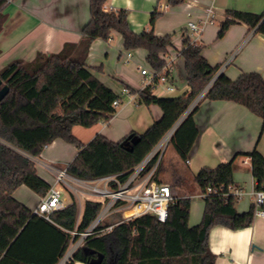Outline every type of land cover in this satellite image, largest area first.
Masks as SVG:
<instances>
[{"label": "trees", "instance_id": "16d2710c", "mask_svg": "<svg viewBox=\"0 0 264 264\" xmlns=\"http://www.w3.org/2000/svg\"><path fill=\"white\" fill-rule=\"evenodd\" d=\"M184 1L167 3L175 6ZM106 2L90 0L91 18L79 43H66L57 53L39 52L32 61L13 60L0 70V79L9 87L0 101V264H57L69 246L68 230L75 228L78 218L76 198L48 221L13 196L21 185L41 197L46 195L51 184L38 174L34 158L47 145L60 138L78 149L67 165V172L73 176L94 179L122 174L125 179L216 76L218 67H212L202 56V46L186 37L180 56L185 60L189 92L158 97L153 94V85L137 93L132 91L137 94V104L160 106L162 117L142 135L131 132L116 142L99 133L88 143L82 142L72 128L110 120L117 112L114 101L121 98L86 64L91 43L95 39L109 41L112 32L117 31L123 37L125 49L147 51L146 61L155 70L163 68L165 60L161 56L174 47L173 34L157 36L154 32L159 12L152 13L148 30L137 33L131 27L128 11H105ZM5 3L6 0H0V9ZM4 19L0 13V31ZM236 23H245L249 31L264 34V12L229 9L218 37ZM204 99L244 105L263 119V133L264 77L260 72H245L234 80L222 72L209 86ZM198 108L199 105L181 121L170 139L183 161L199 134L194 118ZM237 155L250 157L256 188L264 190V154L254 148ZM233 167L234 158L214 168L204 167L195 176L201 192L208 187L217 190L204 197V213L198 224H189L191 197H175L166 221L147 213L120 222L109 233L91 237L88 249L78 251L74 260L84 264H216L209 243L211 228H244L253 223L257 208L264 211V203L259 207L253 203L248 211L239 213L235 207L237 198L223 195L234 185ZM101 207L98 201H85L79 230L91 224Z\"/></svg>", "mask_w": 264, "mask_h": 264}, {"label": "crops", "instance_id": "0c3cea01", "mask_svg": "<svg viewBox=\"0 0 264 264\" xmlns=\"http://www.w3.org/2000/svg\"><path fill=\"white\" fill-rule=\"evenodd\" d=\"M104 7L108 12L126 9L131 27L137 33L148 30L152 13L159 12L154 25L155 34H173L174 47L161 56L174 60L172 79L154 86L153 94L158 97H177L190 90L185 60L180 56L186 37L202 46V56L212 67L220 69L225 65L221 73L230 79L234 80L245 72H260L264 77V34L249 31L245 23H236L224 36L218 37L227 10L260 14L264 12V0H185L175 6L169 5L167 0H107ZM209 8L213 9L214 17L210 21H201L200 36L195 38L187 33L188 20H203ZM0 13L5 18L0 31V70L13 60L32 61L39 52L57 53L66 43H79L82 30L91 18L90 0H6ZM215 21H219L218 24H214ZM124 50L127 51L123 37L117 31L112 32L109 41L95 39L90 45L86 64L121 98L117 112L110 120L100 121L91 127L76 125L72 128L73 134L84 143L99 133L116 142L131 132L142 135L163 115L157 104H137V94L132 93L144 88L140 67L152 68L146 61L147 51L143 48L129 49L131 60L134 58L135 62L134 66H127L121 59H124ZM169 85L174 89L168 90ZM123 88H127L129 93L122 95ZM198 105L194 118L199 134L187 158L189 163L183 161L173 147L176 153L167 159L164 156L160 166L171 171L170 181L158 179L170 185L175 197H191L190 226L198 224L204 213L205 201L195 182V176L202 168H214L234 158L233 187L244 192L237 198L235 207L239 213H244L254 203L252 193L257 189V181L250 157L237 153L257 148L264 154L261 117L244 105L229 100L212 101L203 97ZM77 153L78 149L73 144L60 138L54 140L39 157L34 158L38 174L51 184L54 181L52 168H67ZM13 196L32 211L41 199L26 185H21ZM209 243L216 255V264H264V215L256 213L253 223L240 229L213 226ZM72 264L84 262L74 260Z\"/></svg>", "mask_w": 264, "mask_h": 264}, {"label": "built area", "instance_id": "2783aa9c", "mask_svg": "<svg viewBox=\"0 0 264 264\" xmlns=\"http://www.w3.org/2000/svg\"><path fill=\"white\" fill-rule=\"evenodd\" d=\"M108 10L107 7H104ZM213 9L209 8L205 12L203 20L189 19L186 25V32L195 38L200 36L202 26L201 21H210L213 17ZM194 43L193 41H191ZM132 59L131 52L124 53V60ZM165 65L161 70H155L149 67H140L141 74L144 76L143 87L149 85H161L171 81V73L174 69L173 58L163 56ZM218 68L216 76L192 102L186 112L182 115L179 121L170 129L153 150L128 174L125 179H122V174H110L94 179H82L71 175L67 172V168L53 167L54 181L45 196L41 197L33 213L44 217L48 221H52V214L66 208L72 198L85 196V198L98 201L102 204L96 218L84 230H79L78 225L81 220V215H78L76 226L73 230H68L71 235V240L67 250L65 251L58 264H72L75 254L87 246V242L91 237L103 236L119 224L120 222L133 219L135 217L151 213L158 220L164 222L168 217V209L170 203L175 196L170 185L159 182L156 175L163 161L165 150L170 142V139L181 121L193 111L205 96L207 89L221 73L223 68ZM168 90H173V85H169ZM127 88H123L121 94H128ZM119 99L114 101L116 107L119 106ZM189 163V159H186ZM67 191L71 197V202H67L63 192ZM217 190L211 187L207 191L201 192L200 196L205 197ZM244 194L242 189L230 187L223 195H233L235 198H240ZM254 203L259 207L264 203V190L256 189L253 193ZM256 213L264 215V211L257 208ZM119 217L118 221L111 222V218Z\"/></svg>", "mask_w": 264, "mask_h": 264}, {"label": "rangeland", "instance_id": "374dc122", "mask_svg": "<svg viewBox=\"0 0 264 264\" xmlns=\"http://www.w3.org/2000/svg\"><path fill=\"white\" fill-rule=\"evenodd\" d=\"M218 22L219 21H215V23L214 24H218ZM177 34H179V30L177 31ZM129 50H124V53H126V52H128ZM123 53V54H124ZM231 56V55H230ZM229 56V57H230ZM122 59V61H124V63H126V65L127 66H134V62H135V59L133 58V60H130V61H125L124 59H123V57L121 58ZM177 92H175L174 94H176ZM173 153H176L175 152V150H174V148H173V145L169 142V144L167 145V147H166V150H165V154H164V156H165V158L167 159L168 157H169V155H172ZM160 172V173H159ZM171 173V171H169V170H167L165 167H160V169L158 170V173H157V175H156V179L158 180H161V181H163V182H169L170 180V173ZM63 196H65L66 197V199H67V202H71V197H70V195H69V193L67 192V191H64L63 192ZM87 200V198H85V196H80V197H77L76 198V201H77V207H78V213H79V210H80V215L82 214V212H83V209H84V206H85V201ZM119 220V217H117V216H115V217H113V218H111V222H115V221H118ZM109 262L111 263L112 262V260H109Z\"/></svg>", "mask_w": 264, "mask_h": 264}, {"label": "water", "instance_id": "95a60500", "mask_svg": "<svg viewBox=\"0 0 264 264\" xmlns=\"http://www.w3.org/2000/svg\"><path fill=\"white\" fill-rule=\"evenodd\" d=\"M9 87L6 84H3L2 80L0 79V101L6 96L8 93ZM87 246L83 248V250H87ZM98 262H96L97 264Z\"/></svg>", "mask_w": 264, "mask_h": 264}]
</instances>
